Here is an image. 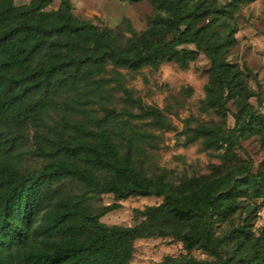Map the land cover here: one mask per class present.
Returning a JSON list of instances; mask_svg holds the SVG:
<instances>
[{
    "label": "trees",
    "instance_id": "trees-1",
    "mask_svg": "<svg viewBox=\"0 0 264 264\" xmlns=\"http://www.w3.org/2000/svg\"><path fill=\"white\" fill-rule=\"evenodd\" d=\"M53 1L0 0V264H129L134 240L152 236L207 255H167L157 264H264V220L256 231L249 220L257 206L264 212V159L255 171L250 160H239L176 186L164 172L148 175L145 157L157 144L130 119L170 123L161 109L133 97L118 71L166 62L187 68L202 53L209 67L200 109L224 117L231 103L235 111L232 127L201 123L192 137L205 149H231L251 136L264 145V113L250 102L243 70L227 59L237 42L234 13L250 0H148V28L127 44L74 15L71 0L48 8ZM111 78L138 113L103 105L95 116L84 106L109 96ZM60 105L81 118L53 117ZM27 156L39 165H25ZM63 179L111 194L114 203L95 210L87 196L53 188ZM135 196L161 201L137 209L142 219L132 226L101 221Z\"/></svg>",
    "mask_w": 264,
    "mask_h": 264
},
{
    "label": "rangeland",
    "instance_id": "rangeland-1",
    "mask_svg": "<svg viewBox=\"0 0 264 264\" xmlns=\"http://www.w3.org/2000/svg\"><path fill=\"white\" fill-rule=\"evenodd\" d=\"M29 0H14L16 5ZM60 0H54L48 8H56ZM229 0H215L222 5ZM72 12L80 19L87 20L100 28L107 27L119 36L122 43L139 37L147 28L153 15V7L148 0L129 3L122 0H71ZM234 21L238 26L235 34L237 42L227 53V59L237 64L246 75L248 87L253 93L250 102L257 111L264 113V0L244 2L234 13ZM208 59L200 53L187 68H181L173 62H166L158 68L144 66L138 71L119 68L120 79L135 98H140L144 105H153L162 110L170 123V127L149 126L140 120L131 118L154 135L157 148L149 149L145 157V168L148 175L164 172L172 185L176 186L189 178L201 175H213L214 167L221 170L234 165L239 160H250L255 171L264 159V145L258 136L241 140L231 149L223 146L219 149H205L201 138H193L190 129L195 125L220 123L225 128L233 126L231 113L235 107L229 103L226 116L221 117L213 110L202 111L200 102L204 98V85L207 82ZM110 69V67H109ZM106 78L111 74L107 73ZM106 85L111 93L107 98L91 97L84 106L92 115L101 116L102 106L113 107L116 111L127 108L138 113L136 103L129 104L124 100V92L116 86L111 78ZM75 106H81L75 104ZM58 115L81 118V114L64 108L61 105L52 112ZM125 117V115H124ZM147 121V120H145ZM40 161L32 156L25 158L24 164L37 167ZM79 196H87L95 210L102 209L114 199L111 194L89 192L80 182L63 179L53 188ZM161 197L135 196L118 201L120 206L101 217V221L112 225L132 226L142 217L137 209L157 204ZM250 227L256 231L263 225V208L257 206L256 212L250 216ZM133 256L129 264H157L165 256H179L190 253L203 259L207 255L199 249L190 252L184 249L183 243L173 237L152 236L138 238L133 242Z\"/></svg>",
    "mask_w": 264,
    "mask_h": 264
}]
</instances>
